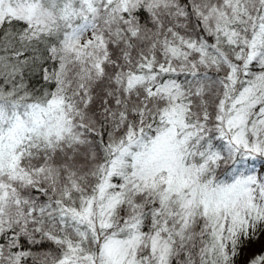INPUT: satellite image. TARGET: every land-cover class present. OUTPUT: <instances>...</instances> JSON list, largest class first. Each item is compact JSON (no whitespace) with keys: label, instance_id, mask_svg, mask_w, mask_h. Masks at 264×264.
I'll list each match as a JSON object with an SVG mask.
<instances>
[{"label":"snow or ice","instance_id":"6c2138e0","mask_svg":"<svg viewBox=\"0 0 264 264\" xmlns=\"http://www.w3.org/2000/svg\"><path fill=\"white\" fill-rule=\"evenodd\" d=\"M0 264H264V0H0Z\"/></svg>","mask_w":264,"mask_h":264},{"label":"rangeland","instance_id":"374dc122","mask_svg":"<svg viewBox=\"0 0 264 264\" xmlns=\"http://www.w3.org/2000/svg\"><path fill=\"white\" fill-rule=\"evenodd\" d=\"M261 251V247L259 244L253 245L248 251L247 255L251 256L253 253H259Z\"/></svg>","mask_w":264,"mask_h":264}]
</instances>
